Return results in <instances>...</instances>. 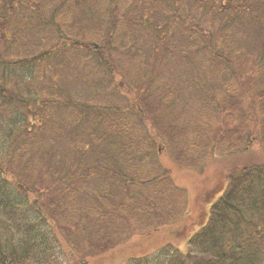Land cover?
I'll return each mask as SVG.
<instances>
[{"label":"rangeland","instance_id":"374dc122","mask_svg":"<svg viewBox=\"0 0 264 264\" xmlns=\"http://www.w3.org/2000/svg\"><path fill=\"white\" fill-rule=\"evenodd\" d=\"M34 1L43 8L45 15H55V26L44 29L38 24L32 32H27V38L20 47L24 46L28 55L30 53L33 56L44 52L37 50L31 53L29 49L43 44L47 32L51 36L59 28L58 31L67 32V36L60 42L58 49L59 65L53 59L49 61V66L47 59L36 57V63L42 68V78L37 83L40 89L31 87L30 91L34 93L40 90L45 94L47 109L39 105L31 107L35 108V115L21 109L27 120L17 125L19 130L13 133L15 138L19 137L20 144L11 149L9 158L12 162L9 161V165L10 172L17 177L12 180L17 181L19 186L24 185V188L20 186L23 192L30 190V185L36 188L43 186L41 193L38 191L33 194V199L36 202L40 198L39 209L42 204L47 215L44 222L46 230L51 232L55 229L56 232L63 228V236L71 237L74 245L70 244L65 249L73 264H122L126 256L129 259L140 256L150 246H156L157 241L152 242L153 237L158 231V223L166 220L167 215L174 217L178 225H183L197 218L200 214L199 205L207 197L208 203L204 204L205 208L201 211L200 223H203L211 204L224 193L227 178L234 166L243 161H261L264 158V145L261 143L260 147L253 148V143L249 142L261 133V139H264V100L260 98L264 96V1L229 0L228 3L223 0L226 3L224 7L219 0H179V3L161 0L174 9L162 16L159 0L160 5L146 2L139 5L144 14L142 16L136 12L137 5L129 8L125 0L114 2L112 11L116 8L112 15L109 14L108 2L98 3L94 0L87 1L83 8H95L96 18L101 12L104 17L101 16L99 21L94 17L91 24L82 26L76 23L84 13L79 7H74V0H67L65 3L69 5L62 11L59 8L65 0H22L26 3L24 6H28L23 9L28 10L20 11L19 18L26 19L30 9H37ZM254 5L255 13L252 9L249 12V8ZM16 9L13 10V19L18 18L14 13ZM154 15L157 19L153 18ZM226 19L229 22L235 20V23L228 25ZM113 21L114 30L110 26ZM157 21L161 25L157 26ZM76 27L80 28L77 30ZM99 46L104 49L103 61L89 57L85 51L87 47L95 49ZM18 54L22 55V50ZM106 67L112 74L115 87L109 84ZM93 79H97L95 85L91 82ZM90 82L96 92L91 88L92 97L88 95V100L84 97ZM190 84L198 87L206 84L219 93L212 95V101L210 97L208 102H204V95H198L197 86L195 94L191 93L195 89ZM247 84L250 85V92L245 87ZM221 86L222 90H219ZM233 88L237 90L236 93L244 94L246 109L250 106L247 121L244 122L246 126L241 128L239 122L235 124L238 131L246 130V146L249 149H245L246 146L238 149L228 147L230 142L239 138L237 130L225 136L223 142L221 138L213 148L206 145L205 139L196 142L194 137L187 135L190 132L186 128L184 137L175 134L176 131L182 134L184 129L176 126L173 130L177 125L173 117L188 120L190 117L203 116L205 110L207 114L214 107L221 112L223 100L229 103L235 100L231 92ZM97 94L105 97L103 104L119 108L121 111L118 113L131 116L134 128L128 141L132 142L135 150L130 151L129 157L122 155L119 145L112 149L111 145L90 135V126H96L97 121L85 128L82 121L74 118L75 109L68 108L67 101L71 97L76 105L82 101L94 104L92 99ZM180 98H186L189 102L185 104L186 100H183L184 103L177 110L171 111L167 104L179 105L177 101L172 103L171 100ZM29 100L32 103L33 96ZM7 115L10 123L14 121L13 117H17L9 110ZM225 115V118L220 115V119L226 120L228 112ZM168 133L176 137L169 144L166 139L160 138L168 136ZM2 137L0 133V142L4 144L6 136ZM22 149L26 150L25 154ZM133 154V159L128 161ZM141 155L143 160L139 157ZM199 157L203 158L200 162L204 164H194ZM66 158L70 159L68 164L65 163ZM98 158L103 162L100 164L101 169L121 170L120 173L127 174L121 198L123 203L132 204L137 211L131 218L130 226L127 224L130 229L127 241L122 245L125 250L115 256L110 251L101 255L85 238L79 237L76 222H72L74 216H68L73 215L74 211L66 213L62 207L67 206L65 197L68 194L61 192L64 189L62 181L67 180L74 182L79 189L69 206L85 209L88 213L103 208L105 213L99 217L100 223L106 221L110 226V221H113L112 227L125 226L126 219L122 213L118 214L122 217V223H118L116 217H110L117 213L118 206L115 211L106 207L111 202V199L103 196L107 193L106 185L99 188L103 181L105 183L110 178L112 182L121 179L119 173L101 179L97 178V174L88 175L87 178L85 175L79 176L85 168L92 169ZM52 181L51 187L56 190L53 199L51 191H46V185ZM127 190L129 193H125ZM27 194L30 195L29 191ZM120 202L118 200V204ZM44 205L47 206V213ZM147 206V210H139V207L145 209ZM68 218L71 220L68 221ZM90 248L93 255L86 259ZM182 252L185 253L183 246Z\"/></svg>","mask_w":264,"mask_h":264},{"label":"trees","instance_id":"16d2710c","mask_svg":"<svg viewBox=\"0 0 264 264\" xmlns=\"http://www.w3.org/2000/svg\"><path fill=\"white\" fill-rule=\"evenodd\" d=\"M66 1L67 0H65L64 3H62V7L59 8L61 11L63 9L65 10L66 6L69 5V3H65ZM87 1L91 2L94 0L73 1L74 7H79L80 11L84 13L79 22L76 23L77 25L82 26L91 24L94 17L96 18L95 8L89 7L88 9L87 6L83 8ZM95 1L98 3L101 1L108 2L110 15L113 14L116 8L114 7L112 11L111 7L114 5V2H119V0ZM174 1L179 3V0ZM197 1L198 0H195V2ZM222 1L223 0H219V2H221L220 5L225 7L226 3ZM34 2L37 9H30L31 12L28 18L25 19L23 17L19 18L18 13L28 10L23 9L24 7L28 8V6H24L26 3L22 2V0H0V133L3 134V137L6 136L5 140H3L5 141L4 144H2V141L0 142V264H73L72 261L69 260L65 247L70 244L74 245V241L70 239L71 237L66 238L63 236V228H59L56 232L55 229L48 232L44 223L47 215L44 214L42 204L40 207L42 211L39 209L40 198L34 202L33 194L35 195V192L38 191L41 193L43 190L41 188H43V186L36 188L35 185H30V190H25L23 192L22 188H24V185L20 184L21 188L17 181H13L12 178L15 179L17 177L10 172L11 166L9 165V157L12 152L11 149H14V147L20 144L19 137L15 138L13 133L16 134V131L18 132L19 126L17 125L27 120V116L21 109H26L27 113L30 115H35V108L31 109V107H35L36 105L41 106L43 109H47V100L44 97L45 94L40 90L34 93L30 91L31 87L40 89L37 83L38 80L42 78V68L36 63V57L41 56L44 57V60L47 59L49 66V61L51 62L53 59L56 60L59 65L60 55H58V49H60L61 46L60 42L62 43L67 36V32L58 31L59 28L57 32L54 30L51 36L47 32L46 36L43 38V44L35 45L33 48L31 47L29 49L31 53L37 50H44V52L33 56L30 55V53L28 55L24 46L20 47L21 43L27 38V32H32L38 24L44 29H50L55 26L53 23L55 15H45L46 13L43 11V8L37 5L38 2ZM144 2L147 4L160 5L159 0H125L129 8L137 5L136 12L142 16H144V14H142L139 9V5ZM160 2L162 16H164V13L167 11L173 12L174 9L170 7V4L166 6L164 1L160 0ZM226 2L229 3L230 1L226 0ZM16 3H20L21 6L15 5ZM254 6L255 8H253ZM254 6L249 8V12H251L252 9V12L255 13L256 5ZM14 9H16L14 13L15 16L18 17L17 19H13ZM101 16L104 17L102 12L98 13L96 21H99ZM154 17L155 15L153 18ZM229 17L230 15L226 18ZM143 19L144 18H142V20ZM155 19H157V17H155ZM226 20L228 25L235 23V20H230V22L228 19ZM51 21L53 24H51ZM75 21L76 20H74V23ZM164 23L167 24L166 21H164ZM45 24H47L48 27H44ZM156 24L159 26L161 22L157 21ZM111 25L113 26L112 30H114L115 21H113L110 26ZM57 33L58 41H56ZM19 50H22V55L18 54ZM103 50L104 49L100 48V46L95 49H93V47H87L85 49L89 57H94L97 61H103ZM108 69L107 67L105 68V73H107L109 84L115 87L116 84H112V74L108 72ZM20 70H22V73ZM96 80L97 79L91 80L92 84L95 85ZM91 82L90 86L85 89L87 95H85L84 98L88 100L92 97V89L94 90V88L91 87ZM190 86L195 89L191 91L194 95L197 85L190 84ZM249 86V84L245 85L248 92H250ZM222 87L223 86L219 87V90H222ZM115 90L116 89H113V91ZM197 90L198 95H204V102H208V98L210 97L212 101V95L219 93L217 89L212 86L207 87L206 84L199 87L197 86ZM231 92L235 100H232L230 103L226 101V99L223 100V104L220 105L221 112L214 107V109L207 114L205 110L203 116L195 118L190 117L188 120H185V118L173 117L177 123L173 130L178 126L183 129L186 128L190 132L187 134L184 129V132H181L182 134L177 131L175 134L179 135V137L180 135L182 137L186 134L191 135L195 138L196 142L205 139L206 145L213 148L221 138L223 142L225 136H229V134L236 132L234 131L237 130L235 124H238V122L241 128H244V126H246L244 122L247 121L250 106L246 109L247 99L243 93H236L237 90L235 88H233ZM30 96H33L32 103H30L29 100ZM71 98L72 99H68L67 101L69 105L68 108L75 109L73 112L74 118L82 121L85 128L86 126L92 125V123L95 124V121L98 122L96 126H90V135L100 139L107 145H111L112 149H114L115 145H119L122 155H128L127 157H129L130 151L135 150L132 142L130 140L128 141L134 128L131 116L118 113L121 111L119 108H112L109 105L103 104L102 102H104L105 97H101L98 94L95 99L91 98L94 104L82 101L80 104L77 103V106L76 102L73 101L74 98ZM260 98L264 100V96ZM183 100H186L185 104L189 102L186 98L172 99V103L177 101L179 105L167 104V107L171 111L177 110L180 105L184 103ZM8 110L13 116H17L13 117L14 121L12 120V123L9 122L10 119L7 115ZM240 110H242V112ZM195 112L196 115H198L196 110ZM227 112L228 117L226 120L220 119V115H224L225 118ZM192 118L194 119L191 120ZM214 121H217V123L214 124ZM86 123L88 125H86ZM217 130L218 132L216 133ZM237 133L239 138H236L235 142L229 143L228 147L230 149H238L247 144L246 130L240 129V131L237 130ZM172 135V133H168V136L160 138L166 139L168 141H166V143L169 144L172 139L176 140V137ZM261 136L262 133L258 134L257 137L254 136L253 141L252 139L251 141L248 140L253 143V148L260 147L261 143L264 145V139H261ZM249 148L248 146L245 147V149ZM22 150L25 154L26 150ZM136 150H138V148ZM85 157L86 155L82 157V161ZM133 157L134 154L131 159L127 160L131 161ZM139 157H141L142 160L144 158L143 155ZM200 161H203L202 157H199L197 161L199 163L196 162L194 164L200 165L205 163ZM10 162H12V160ZM68 162H70V159L66 158L65 163L68 164ZM101 163H103L102 159L98 158L96 162L93 163L96 165L92 169L88 170L85 168L83 172H80L79 176L85 175L87 178L88 175L93 176L97 174V178L101 179L106 175L114 176L119 173L121 179L112 182V178H110L105 183L103 181L99 188L106 185L107 193L103 196L106 197L105 199H111V202L107 204L106 207L115 211L117 210L115 207L118 206L117 213L110 217H116L118 223H122V217L118 216V214L122 213L126 219L124 222L126 223L125 226L120 225L112 227L113 221H110V226L105 223L106 221L100 223L99 217L105 213L103 208H98L100 211L95 210L93 213H88L85 209L69 206L73 197L79 193V189L74 182H68L67 180L62 181L64 189H62L61 192L68 193L65 197L67 206L62 207H64L66 213H72L74 211L73 215L68 216H74L75 220H72V222H76L75 227L79 237L85 238V241L90 243L93 249L100 251L101 255L110 251L111 255L115 256L123 253L125 250L122 245L127 241L131 218L137 211L132 204L128 205L125 202L123 203V198H121V192L124 191L126 183L124 179H127V174L120 173L121 170L116 171L109 168L101 169ZM8 176H11V178ZM51 185H53V181L46 185V191H51V199H53V193L56 190L52 188ZM60 189L59 185L58 190ZM108 190L111 192L110 194H108ZM28 191L30 195L27 194ZM103 193L104 191H102V194ZM125 193H129L128 190ZM128 196L130 197V194ZM118 200L122 202L118 204ZM207 203L208 200L206 197L199 205L200 214L197 218L191 219L183 225H178L174 217L167 215L166 220L158 223L156 238L153 237L152 242L157 241L156 246L153 245L154 247L152 248L150 246L149 250L143 255L130 259L126 256L122 264H264V158L261 159V161H243L234 166L227 178L224 193H222V196L214 204H211L210 208L207 210L206 220L200 223L202 218L201 211L204 210V204L207 205ZM44 207L47 213V206L44 205ZM148 208V206L145 209L139 207V210H147ZM67 220L70 221L71 219L68 218ZM156 220L157 217L154 223ZM119 227H121V229L116 231ZM64 237L67 240L66 243L64 242ZM143 241L144 239L141 243ZM182 246L183 248L185 247V253L182 252ZM91 251L92 249L90 248L86 259L91 258L93 255ZM100 254H98V256Z\"/></svg>","mask_w":264,"mask_h":264}]
</instances>
